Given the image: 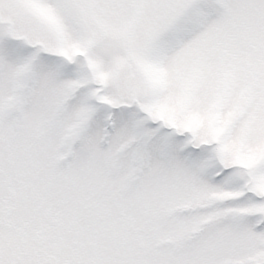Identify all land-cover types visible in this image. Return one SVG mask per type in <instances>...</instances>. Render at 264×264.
I'll return each instance as SVG.
<instances>
[{
	"label": "snow or ice",
	"instance_id": "1",
	"mask_svg": "<svg viewBox=\"0 0 264 264\" xmlns=\"http://www.w3.org/2000/svg\"><path fill=\"white\" fill-rule=\"evenodd\" d=\"M0 264H264V0H0Z\"/></svg>",
	"mask_w": 264,
	"mask_h": 264
}]
</instances>
